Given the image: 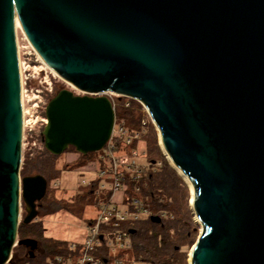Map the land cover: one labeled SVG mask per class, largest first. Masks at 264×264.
Wrapping results in <instances>:
<instances>
[{
    "label": "water",
    "instance_id": "1",
    "mask_svg": "<svg viewBox=\"0 0 264 264\" xmlns=\"http://www.w3.org/2000/svg\"><path fill=\"white\" fill-rule=\"evenodd\" d=\"M14 17L79 93L62 89L47 103L46 152H99L114 123L103 94L140 102L192 188L203 231L191 263L264 264V0H0V264L16 246L34 259L37 242L17 239L20 210L23 224L36 219L47 189L39 175L20 176Z\"/></svg>",
    "mask_w": 264,
    "mask_h": 264
},
{
    "label": "trees",
    "instance_id": "2",
    "mask_svg": "<svg viewBox=\"0 0 264 264\" xmlns=\"http://www.w3.org/2000/svg\"><path fill=\"white\" fill-rule=\"evenodd\" d=\"M59 91L55 89L50 99ZM115 115L125 121V127L129 131H140L142 113L136 102H131L130 107L124 108L123 101H119L115 109ZM41 132L39 139L43 144ZM156 135L154 128L149 125L146 128V133L141 137L140 146L145 151L146 161L151 168L153 165H159L160 167L155 171L147 172L144 181L139 184L140 191L137 197L146 201L151 213L160 217L161 221L159 224H153L150 219H146L123 226L129 235L130 241L127 256L128 260L135 264H185V250L192 244L196 234L186 203L188 194L176 172L166 162L160 161L161 153L158 149ZM70 152L75 153L73 148H69L63 154ZM89 155L86 157L81 156V161L77 163L76 167L73 166L71 170L74 168H87ZM58 158L59 156L50 155L44 149L38 154L35 161L26 158L21 164L20 173L23 177L39 175L47 183L44 198L36 203V211L37 213L41 212L42 217L40 219L42 220L37 221V215V218L29 224L25 225L21 221L18 226V240H34L39 246L34 259L44 256L49 258L67 253L70 242L46 238L43 220L58 213H78L83 199L92 195L96 189L93 184L88 187L86 194L78 195L71 201L55 199L49 191L55 189V183L61 173L64 172L63 168L59 169L57 167ZM132 189L133 185L130 184L128 196L133 195ZM21 207L24 208L23 204ZM92 222L93 220H90L86 223L90 224ZM13 260L18 263L28 261L32 264L31 260L33 259L28 258L26 249L16 246L13 248Z\"/></svg>",
    "mask_w": 264,
    "mask_h": 264
},
{
    "label": "built area",
    "instance_id": "3",
    "mask_svg": "<svg viewBox=\"0 0 264 264\" xmlns=\"http://www.w3.org/2000/svg\"><path fill=\"white\" fill-rule=\"evenodd\" d=\"M25 41L29 48L28 53L35 52L26 39ZM18 62L20 69L19 58ZM103 96L110 100L114 112L112 133L108 142L99 151L97 168L89 163L88 167L81 171L83 176H87V183L83 186L90 187L93 184L96 186L92 195L97 202L98 216L92 223L85 224L84 233L79 239L68 244L66 254L49 257L43 264H135L127 257L130 241L123 226L155 216L147 202L137 197L140 191L139 184L144 181L150 166L146 161L144 149L139 150L138 146L149 125L156 132L157 129L140 102L113 93H105ZM121 100L124 108L130 107L131 102H136L140 106L142 113L140 131H129L125 127V121L115 115V109ZM43 122L45 125L46 120ZM26 124L25 122V127ZM130 184L133 185L132 196L127 194ZM5 264L18 262L13 260L11 254ZM21 264L30 263L27 261Z\"/></svg>",
    "mask_w": 264,
    "mask_h": 264
},
{
    "label": "rangeland",
    "instance_id": "4",
    "mask_svg": "<svg viewBox=\"0 0 264 264\" xmlns=\"http://www.w3.org/2000/svg\"><path fill=\"white\" fill-rule=\"evenodd\" d=\"M16 44L19 47L18 58L21 63V94L23 98V106L25 111V122L26 127L23 128L22 137V162L27 158L29 160L35 161L38 154L41 153L43 144L40 142L39 135L44 127L45 120V107L48 100L52 96L55 89L62 90L66 89L79 94L75 89H73L69 84L62 81L52 70H50L40 57L35 53L29 52L28 45L25 41L23 33L18 31L15 33ZM157 133V132H156ZM158 149L161 153L160 161L166 162L171 168L166 154L163 152L160 144L158 133L156 135ZM138 149H143L142 146H138ZM100 152L92 153L89 155V163L97 168V159ZM81 161V156L76 153H65L59 156L57 160V167L63 168L64 172L61 173L58 181L55 183V189H51L49 192L57 200L71 201L76 196L86 194L88 191L85 185L87 176L81 174L82 168H74L77 163ZM22 166V165H21ZM159 165H153L151 168L149 166L148 171H155L159 168ZM173 169V168H172ZM174 170V169H173ZM175 171V170H174ZM176 172V171H175ZM179 176V174L176 172ZM21 178L23 177L20 173ZM182 180L183 185L187 190V207L191 217V222L195 230V238L192 244L185 250L186 259L185 264H192L190 259V251L195 244L196 240L201 235L203 228L201 223L198 221L196 216L192 211L191 201L193 193L188 185V183L179 176ZM98 206L93 195L86 196L81 202V209L76 214L68 213H58L49 218L43 220L45 237L49 239L59 240V241H75L80 238L84 233V227L87 221L95 220L98 216ZM25 217L24 208L21 207L20 210V222ZM42 217L41 212H38V220ZM36 221V220H35ZM18 239V238H17ZM38 253V251L36 252ZM13 256V249L11 252ZM128 257V256H127ZM47 256L37 257L31 260L32 264H43L47 259ZM131 261V260H130ZM132 262V261H131ZM21 264V263H18ZM141 264V263H137Z\"/></svg>",
    "mask_w": 264,
    "mask_h": 264
},
{
    "label": "bare ground",
    "instance_id": "5",
    "mask_svg": "<svg viewBox=\"0 0 264 264\" xmlns=\"http://www.w3.org/2000/svg\"><path fill=\"white\" fill-rule=\"evenodd\" d=\"M14 30H15V33L17 34L18 33V31H20L21 33H22V30H21V27H20V25H19V23H18V20L16 19V17H14ZM25 39V38H24ZM20 73H21V67H20ZM21 98H22V94H21ZM22 110H23V115H25V111H24V106H23V98H22ZM23 125H24V127H25V118H24V116H23ZM161 144V143H160ZM161 147H162V144H161ZM170 163H171V161H170ZM171 165L173 166V164L171 163ZM174 167V166H173ZM175 168V167H174ZM176 171L179 173V175H181L182 176V178L188 183V185H189V187H190V189H191V191H192V188H191V186H190V183L188 182V180L186 179V177L184 176V175H182V173L178 170V169H176ZM192 200H193V197H192ZM191 203H192V201H191Z\"/></svg>",
    "mask_w": 264,
    "mask_h": 264
}]
</instances>
